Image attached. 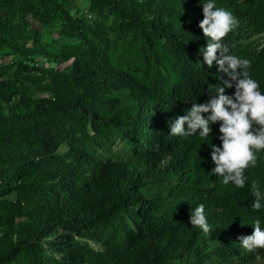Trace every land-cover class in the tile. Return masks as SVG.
<instances>
[{
    "label": "trees",
    "instance_id": "1",
    "mask_svg": "<svg viewBox=\"0 0 264 264\" xmlns=\"http://www.w3.org/2000/svg\"><path fill=\"white\" fill-rule=\"evenodd\" d=\"M217 5L264 91V0ZM202 19L198 0H0V57L15 64L0 67V264L264 260L240 245L264 221L249 191H264V153L237 188L211 171L219 122L206 140L170 134L219 83ZM201 203L207 233L190 223Z\"/></svg>",
    "mask_w": 264,
    "mask_h": 264
},
{
    "label": "clouds",
    "instance_id": "2",
    "mask_svg": "<svg viewBox=\"0 0 264 264\" xmlns=\"http://www.w3.org/2000/svg\"><path fill=\"white\" fill-rule=\"evenodd\" d=\"M198 2L203 12L199 27L209 38L200 48L203 63L209 68L215 65L221 75L207 102L193 103L183 115L170 121V134L198 135L206 140L212 132L211 125L219 122L221 143L210 142L211 160L215 164L211 171L225 185L232 183L244 188L249 180L246 170L255 167L259 154L264 153V91L249 72V59L233 54L223 39L237 25V18L227 8L218 6L217 0ZM233 88L234 92H226ZM249 191L253 209L264 208V191L257 186V181H252ZM190 223L206 233L210 231L203 203L191 209ZM252 226L254 231L241 236L240 245L248 251L264 249V221L256 219Z\"/></svg>",
    "mask_w": 264,
    "mask_h": 264
},
{
    "label": "rangeland",
    "instance_id": "3",
    "mask_svg": "<svg viewBox=\"0 0 264 264\" xmlns=\"http://www.w3.org/2000/svg\"><path fill=\"white\" fill-rule=\"evenodd\" d=\"M55 37H56L55 34H54V36L50 35V34H47L46 35V40H49V39H52V38L54 39ZM2 65H3L2 69L13 70L15 64L13 62L4 63V60L0 57V67ZM63 65H65V64H63ZM63 65L57 66V64L55 62H52L51 60H47V59H42V58L39 59V61L37 62V67H39L40 69L54 68V69L58 70V69L62 68ZM30 66H32V64ZM254 264H264V260L260 261V262H257V263H254Z\"/></svg>",
    "mask_w": 264,
    "mask_h": 264
}]
</instances>
